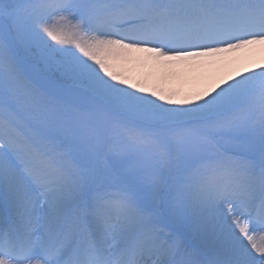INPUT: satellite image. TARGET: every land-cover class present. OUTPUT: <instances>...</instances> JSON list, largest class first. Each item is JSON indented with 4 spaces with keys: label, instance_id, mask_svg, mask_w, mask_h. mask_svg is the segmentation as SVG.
<instances>
[{
    "label": "snow or ice",
    "instance_id": "snow-or-ice-1",
    "mask_svg": "<svg viewBox=\"0 0 264 264\" xmlns=\"http://www.w3.org/2000/svg\"><path fill=\"white\" fill-rule=\"evenodd\" d=\"M256 46L264 0H0V264H264V64L126 71Z\"/></svg>",
    "mask_w": 264,
    "mask_h": 264
},
{
    "label": "rangeland",
    "instance_id": "rangeland-1",
    "mask_svg": "<svg viewBox=\"0 0 264 264\" xmlns=\"http://www.w3.org/2000/svg\"><path fill=\"white\" fill-rule=\"evenodd\" d=\"M259 57H254L252 61L249 62V64L247 66H245L243 69H241V71L239 73H234L232 75H225L227 78H223V77H219L217 74V69H216V65L219 64L220 62H213L215 66H213L214 68H211L208 65H206V63L204 65H198V62H171V63H167V64H157L158 66L161 65L162 67H167V66H173L171 67L172 69H178V68H182L186 70V75L188 76V74L190 72L187 73V70L190 68H192V70H194L195 72H197L198 75H200L201 72L203 71H207L210 74H215V76L213 77L214 80H211L210 83H208L207 81H204L203 83H200L199 80L198 82L196 81H191V76L186 77L185 80L183 81V79L181 78H165L164 80H161V82H156L153 83L148 76H146L148 68L150 67V63L149 62H145V61H139L136 63H139L138 65H141L144 68V73L142 74L141 71H130V70H126L127 74L130 76V78L134 81L137 82H145L147 83L151 88L156 89V90H160L163 91L165 94L173 96L174 98L177 99H194L197 95L202 94L204 92L209 91L212 87H214L217 84H220L221 86H224V81L228 80L229 82L231 81V77H235L237 79L242 78V75H249L251 74L249 72V69H252L253 71H259V65L260 64H264V53L261 55H258ZM234 57V56H233ZM230 58V57H229ZM197 67V68H195ZM172 71H176V70H172ZM190 71V70H189ZM165 72V71H164ZM169 72V71H168ZM227 73L228 70H227ZM143 75V76H142ZM192 75V74H190ZM224 76V77H225ZM201 77V76H200ZM198 83V84H196Z\"/></svg>",
    "mask_w": 264,
    "mask_h": 264
},
{
    "label": "bare ground",
    "instance_id": "bare-ground-1",
    "mask_svg": "<svg viewBox=\"0 0 264 264\" xmlns=\"http://www.w3.org/2000/svg\"><path fill=\"white\" fill-rule=\"evenodd\" d=\"M263 53H264V46H256L255 48H253L251 50H246V51H242L240 53L234 54V55H229L227 58H225L223 61H221L216 66L214 65L213 62L204 61L201 63H202V65H204L205 63L207 65V63H208L207 66H209L211 68H214L213 66H215L217 69V73H218L217 75L219 77L221 76L223 78H227L225 76L226 74L230 76L233 74V72L239 73L241 71V69H243L245 66H247L249 64L250 61L253 60L254 57H256V56L259 57L258 55H261ZM149 63H150L151 68H148L146 76H148V78L153 83L161 82V80H164L167 77L168 78H176V79L179 77V78L183 79V81H184L186 77H188V79H189L190 76H191V81H193V82L194 81L198 82V80H199L200 83H203L204 81L208 80V83H210L211 80H214L213 77L215 76V74L212 75V74L208 73L206 70L201 72L200 75H198L197 72L192 70V68L191 69L189 68L187 70V73L190 72L187 76L185 69H182V68L172 69L171 67H173V66H167L164 69V67H162L161 65L158 66L154 62H149ZM201 63L198 62L197 64L201 65ZM138 64L139 63H133L131 65H128V66H126V70L141 71L143 74L144 68ZM195 68H197V67H195ZM172 70H176V71H172ZM227 70L229 73H227ZM190 74H192V75H190ZM196 84H198V83H196Z\"/></svg>",
    "mask_w": 264,
    "mask_h": 264
}]
</instances>
